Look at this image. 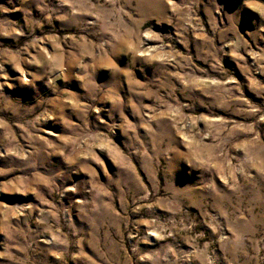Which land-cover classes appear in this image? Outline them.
<instances>
[{
  "label": "rangeland",
  "instance_id": "1",
  "mask_svg": "<svg viewBox=\"0 0 264 264\" xmlns=\"http://www.w3.org/2000/svg\"><path fill=\"white\" fill-rule=\"evenodd\" d=\"M0 264H264V0H0Z\"/></svg>",
  "mask_w": 264,
  "mask_h": 264
}]
</instances>
